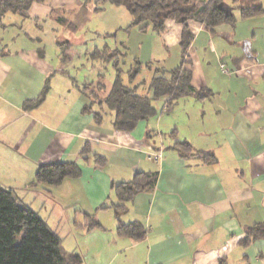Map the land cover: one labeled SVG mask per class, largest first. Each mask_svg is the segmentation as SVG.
Instances as JSON below:
<instances>
[{
  "label": "crops",
  "instance_id": "obj_1",
  "mask_svg": "<svg viewBox=\"0 0 264 264\" xmlns=\"http://www.w3.org/2000/svg\"><path fill=\"white\" fill-rule=\"evenodd\" d=\"M239 2L233 5L238 10ZM247 2L261 5L259 0ZM93 8L84 7L83 0H43L30 6L26 18L7 15L3 19L0 187L12 191L58 235L63 229L59 225L63 212L72 210L74 218L83 220L84 214L97 218L98 230L109 229L116 244L100 264H219L221 260L225 264H264V239L245 247L240 244L248 228L264 225V26L259 31L256 21L260 17L213 31L189 23L193 41L186 60L190 61L191 82L196 90H208L210 97L189 98L194 100L192 104L203 105L205 114L199 111L197 116L202 125L192 126L184 134L176 129L177 134L168 136L166 130L175 129L164 116L141 122L130 133L113 130L112 114L104 108L101 122L94 120L102 93L93 101L81 89L100 81L94 79V65L98 64L84 74L78 72V80L71 79L66 70L68 47L59 40L64 39L62 35L67 36L66 42L72 40L89 26L93 15L118 13L115 9L119 7L106 5L89 14L75 33L58 21L63 17L75 22L84 16L83 9ZM126 20L123 16L121 21ZM120 26L110 30L119 31ZM180 34L181 26L171 20L161 34L147 36L144 32L149 53V40L157 37L154 59L167 71L174 69L169 68L175 62L180 64ZM257 37L263 50L257 46ZM173 49L177 52L168 67L163 55ZM84 55L89 57L90 51ZM47 81L49 91L43 102L32 106ZM90 103L93 111L83 113ZM190 118L182 120L188 125ZM176 141H186L194 153L210 154L216 161L182 157L173 149ZM85 145L91 152L86 160L80 155ZM93 155L105 163L95 164ZM63 162L76 163L79 178L65 179L56 188L31 185L38 167ZM138 172H156L157 179L154 189L136 195L121 217L124 224L140 222L146 228L145 239L135 242L116 234L118 222L110 213L117 203L113 187L130 181ZM105 215L111 218L109 227L102 221Z\"/></svg>",
  "mask_w": 264,
  "mask_h": 264
},
{
  "label": "trees",
  "instance_id": "obj_2",
  "mask_svg": "<svg viewBox=\"0 0 264 264\" xmlns=\"http://www.w3.org/2000/svg\"><path fill=\"white\" fill-rule=\"evenodd\" d=\"M43 0H0V28L5 29L1 23L7 15L27 17V12L33 3ZM237 3V0H233ZM83 5L94 6L91 11L83 9L82 15L75 22L67 18H58L59 23L70 33H75L83 28L85 19L91 13H98L104 6L124 7L131 18L130 27H136L141 32L161 34L165 31V23L169 20L181 26L180 64L172 69L165 70L154 64H147L146 68L153 69V75L149 82V95L137 94L138 84L134 83L142 68L139 62H134L127 73L128 84L122 78V72L118 69L120 60L125 57V52L117 46L112 49L105 46L95 49L89 57L94 61L112 63L116 74L108 91L99 78L95 85H84L81 91L88 94L93 101L102 93L103 101L99 102V109L94 114L96 123H100L104 113L101 109L112 114L111 125L113 130L130 133L138 124L149 120L156 115L153 103L163 102L165 110L170 109L178 101L186 98L203 100L210 97L208 90H196L191 82L190 61L186 60L187 51L193 41V34L189 23L203 25L208 31L216 27L229 25L233 27L236 19L231 8L223 3V0H83ZM241 19H249L261 16L264 13L259 3L242 7L238 5ZM81 17V19H80ZM104 37H112L105 35ZM49 91L48 81L39 96L32 104L40 105ZM93 107L86 105L83 113H90ZM176 133L171 132L170 136ZM173 149L182 157L194 155L200 157L206 163L215 162V158L204 152L194 153L192 146L186 141H176ZM90 148L85 145L81 150V157L86 160L90 156ZM95 164L101 165L105 160L99 156H91ZM80 169L74 162L55 163L38 167L31 185H42L48 188L60 186L65 179H77ZM157 179L156 172H138L133 178L113 187L117 203L113 205L118 226L115 230L119 237H127L135 242L145 239L147 230L140 222L124 224L121 217L127 213L128 204L136 195L154 189ZM46 189V190H47ZM82 229L86 231L101 229V226L89 214H84ZM245 238L240 242L241 246H247L252 241L264 239V225L257 224L247 229ZM62 239L29 207L22 204L10 190L0 187V264H83L80 255L66 254L62 250ZM219 264H225L221 260Z\"/></svg>",
  "mask_w": 264,
  "mask_h": 264
},
{
  "label": "rangeland",
  "instance_id": "obj_3",
  "mask_svg": "<svg viewBox=\"0 0 264 264\" xmlns=\"http://www.w3.org/2000/svg\"><path fill=\"white\" fill-rule=\"evenodd\" d=\"M259 2L261 3L262 8L264 10V0H259ZM223 3L227 4L231 8L232 13L236 19V24H240L241 18L239 17L238 13L239 10L234 8V1L223 0ZM238 4H242V6H252L251 3L247 2V0H240ZM115 11H117L118 13H111L110 11H107V13L105 14L93 15L91 17L89 26H87V28H85L84 30L77 32V34L73 36L72 40H68V42H66L67 36L62 35L64 39L62 40L60 38V45L68 47L66 54L69 56V59L66 60V70L69 72V77H71V79L78 80V72L84 74V72L90 71V68L93 64H98L94 65V79L98 80V78L102 77L103 85L106 89H108L109 85H112L116 74L112 63L90 60V57H86L84 53L87 50L92 53L95 50V47H98V49H102L107 46L114 49L117 46L125 52V57L120 60L118 67V69L122 72L123 81L125 82V84H128L127 73L129 69L133 66L135 61L139 62L142 68L136 81L134 82L137 83L139 87L137 90V94L149 95V82L153 75V69L149 70L148 68H146V65H155L157 62V60L154 59L157 53L154 52V50H157V37L154 36L153 39L149 40V46H151L150 50H152V52L149 53L147 49L148 43L144 41L146 39V37H144V32L139 31V29L136 27H130L128 30L124 31L127 27L131 25V18L128 16L125 8L119 7L115 9ZM123 16L127 18L126 22L121 21ZM259 17L260 18L256 20L258 22L257 28L259 31H263L260 28L264 26V13ZM117 24L121 25L119 31L118 29L115 30L116 28H114V31H111L110 29H112L114 25ZM97 33H101L100 37L97 36ZM65 34L69 33L65 32ZM149 34L153 33L146 32L147 36H149ZM84 35L85 39H83L82 42L81 40ZM105 35H112V37H104ZM256 41L259 44L257 46L262 49V40L257 37ZM12 46L13 45L11 44L9 48H11ZM160 46L162 47V45ZM176 52L177 49H173V51L168 50L164 52L163 58L165 59V61H167L166 65L168 67L169 63L173 60V57L175 56ZM61 58H63V56ZM178 64L179 62H175L173 65H170L171 68L169 69L176 68ZM155 66L160 67L157 64ZM192 100L193 99L180 100L170 108L171 110L168 109L170 111H163L162 101H156L153 103V106L156 110V115L150 118V121L164 116L166 120H170L171 122H173L171 124L172 127L175 129L173 131L172 129L169 131L166 130V132H168V136H170L171 132H175L177 134L176 129H179L180 133L184 134V132H186V129L188 130L191 129L192 126L196 128L198 125H202V121H197V116H200L198 113L199 111H202V113L205 114L203 105L199 103L192 104ZM192 115L195 117V119L190 118V116ZM184 116L190 118L192 122L186 125L185 121L183 122L182 120ZM106 118L108 119V117H105V119ZM162 131L164 133L163 129ZM6 181L10 182L9 176H7ZM34 208L36 209L38 208V206L36 205L34 206ZM71 213L72 210L66 213L63 212V214L60 215L62 218V222L59 225H61L63 229L59 230L58 233L59 237L63 241L61 246L63 252H65L66 254L75 253L80 255L83 260V264H100L101 262H105V258L108 259V256L110 255L109 252L111 253L112 250H115L114 247L116 245L112 242L111 232L109 231V229H102L105 230L104 232L99 231L98 229H95V231H86V229H82L84 220L81 217L74 218ZM113 214L114 210L111 209L110 216L113 217ZM110 216L105 215V217L102 218V221L106 225V227H109L107 225L111 224V218H109ZM95 220L96 222H98L97 218H95ZM112 220L115 221V219L113 218ZM108 221H110V223H108ZM96 254L100 255V258L96 257Z\"/></svg>",
  "mask_w": 264,
  "mask_h": 264
},
{
  "label": "built area",
  "instance_id": "obj_4",
  "mask_svg": "<svg viewBox=\"0 0 264 264\" xmlns=\"http://www.w3.org/2000/svg\"><path fill=\"white\" fill-rule=\"evenodd\" d=\"M221 70H223L224 72H227L226 70H224V68L222 66H221ZM158 159H159L158 156H155L153 158V161L157 162Z\"/></svg>",
  "mask_w": 264,
  "mask_h": 264
},
{
  "label": "flooded vegetation",
  "instance_id": "obj_5",
  "mask_svg": "<svg viewBox=\"0 0 264 264\" xmlns=\"http://www.w3.org/2000/svg\"><path fill=\"white\" fill-rule=\"evenodd\" d=\"M242 7H247V6H242Z\"/></svg>",
  "mask_w": 264,
  "mask_h": 264
}]
</instances>
